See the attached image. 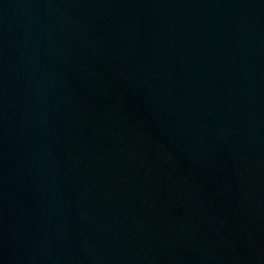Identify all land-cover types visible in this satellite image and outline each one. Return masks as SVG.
Listing matches in <instances>:
<instances>
[{"label": "water", "instance_id": "95a60500", "mask_svg": "<svg viewBox=\"0 0 264 264\" xmlns=\"http://www.w3.org/2000/svg\"><path fill=\"white\" fill-rule=\"evenodd\" d=\"M0 264H264V0H0Z\"/></svg>", "mask_w": 264, "mask_h": 264}]
</instances>
